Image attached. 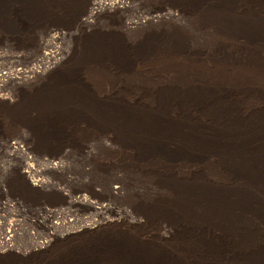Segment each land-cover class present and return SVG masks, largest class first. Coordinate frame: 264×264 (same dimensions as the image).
I'll return each mask as SVG.
<instances>
[{
    "label": "rangeland",
    "instance_id": "1",
    "mask_svg": "<svg viewBox=\"0 0 264 264\" xmlns=\"http://www.w3.org/2000/svg\"><path fill=\"white\" fill-rule=\"evenodd\" d=\"M93 2L0 8V264H264V0Z\"/></svg>",
    "mask_w": 264,
    "mask_h": 264
},
{
    "label": "bare ground",
    "instance_id": "2",
    "mask_svg": "<svg viewBox=\"0 0 264 264\" xmlns=\"http://www.w3.org/2000/svg\"><path fill=\"white\" fill-rule=\"evenodd\" d=\"M13 0H0V8L2 7V8H6L7 9V5H10L11 4V2H12ZM115 1H117V2H112V3H110V4H107V3H102V0L100 1V0H94V4H98V5H102L101 7L102 8H106V7H108V8H110V9H114V8H117V6H118V3H120V0H115ZM118 7H120V6H118ZM17 73H19V74H21V75H24V73L25 72H17ZM4 77V79H7V80H14V78H16L17 76H15V77H13V75H11V74H7V75H4L3 76ZM152 145H154V146H156L155 148H157L158 147V145L157 144H155V143H153ZM11 146L12 147H14L16 150H21V151H23V152H25L26 151V149H25V146L23 145V144H21V143H19V142H11ZM25 154L26 155H28V153L27 152H25ZM52 163V162H51ZM53 164V163H52ZM28 165V164H27ZM56 165V164H55ZM26 171H27V174L28 173H30V171H29V166L27 167V169H26ZM40 183V182H39ZM42 183V182H41ZM39 185V184H38ZM43 185V184H42ZM84 201V200H83ZM14 205V203L11 205V206H13ZM47 210H50V208L49 209H47ZM54 210V209H53ZM53 212V211H52ZM57 212V211H56ZM51 213V212H50ZM9 223H18V220L16 219H13V220H10L9 221ZM55 223H58L57 221H55ZM12 229H8V231H7V233L4 235V237H1V240L2 241H0V244L1 245H5V246H9V245H11V243H12V236H13V233H12V231L14 230L13 229V226L11 227ZM46 246V245H45ZM3 247V246H2Z\"/></svg>",
    "mask_w": 264,
    "mask_h": 264
}]
</instances>
